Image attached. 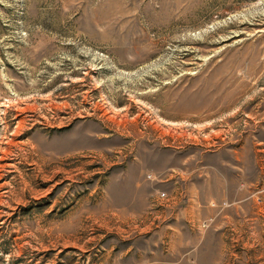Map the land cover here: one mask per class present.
I'll list each match as a JSON object with an SVG mask.
<instances>
[{
	"label": "rangeland",
	"instance_id": "374dc122",
	"mask_svg": "<svg viewBox=\"0 0 264 264\" xmlns=\"http://www.w3.org/2000/svg\"><path fill=\"white\" fill-rule=\"evenodd\" d=\"M236 152L264 177V0H0V264H120Z\"/></svg>",
	"mask_w": 264,
	"mask_h": 264
},
{
	"label": "crops",
	"instance_id": "0c3cea01",
	"mask_svg": "<svg viewBox=\"0 0 264 264\" xmlns=\"http://www.w3.org/2000/svg\"><path fill=\"white\" fill-rule=\"evenodd\" d=\"M237 153L239 158H234L230 168L208 167L209 172L215 171L208 183V178H201L200 168L194 169L191 179L177 182L176 188L169 191H175L177 200L169 206L148 209V193L136 197L135 207L149 210L146 215L135 216L137 226L145 231L144 239L135 245L129 243L127 249L115 244L111 249L114 261L119 250L118 261L124 264L136 246L143 249V262L130 259L129 264H163L173 261L169 256L174 254L180 256L177 261L182 264L263 263L264 207L248 196L264 188V177L254 156L253 166L249 167V154ZM135 174L139 181V172ZM144 186L147 191L149 185ZM261 196L264 198V192ZM212 201H225L229 206L218 213L209 207ZM204 222L208 223L207 229L200 227Z\"/></svg>",
	"mask_w": 264,
	"mask_h": 264
},
{
	"label": "built area",
	"instance_id": "2783aa9c",
	"mask_svg": "<svg viewBox=\"0 0 264 264\" xmlns=\"http://www.w3.org/2000/svg\"><path fill=\"white\" fill-rule=\"evenodd\" d=\"M162 197H164V194H162Z\"/></svg>",
	"mask_w": 264,
	"mask_h": 264
}]
</instances>
